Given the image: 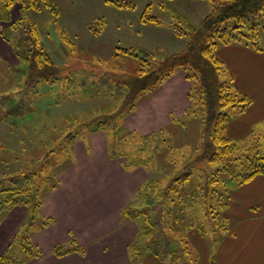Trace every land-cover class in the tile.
<instances>
[{
    "label": "rangeland",
    "instance_id": "1",
    "mask_svg": "<svg viewBox=\"0 0 264 264\" xmlns=\"http://www.w3.org/2000/svg\"><path fill=\"white\" fill-rule=\"evenodd\" d=\"M211 2L53 0L52 6H43L40 10H24L20 3H15L8 10L0 1L1 36L11 50L9 59L0 57L1 221L13 207L29 206L25 199L31 194L30 190L35 193L40 187L37 198L43 200L52 184L58 183L52 173L75 162L76 144L89 140V136L94 133L104 132L110 157L122 159L129 170H137L138 167L145 169L146 178L140 186L143 193L149 189L148 181L152 183L158 179L165 185L176 171L189 170L186 162L192 159L191 166L195 174L193 173L188 183L179 186L181 197L178 198V203L175 201L172 210L175 219L171 226L176 233L186 231L192 222H197L198 219L203 223L204 229L208 227L206 235L201 234L211 243L233 232L236 227L233 223L235 216L232 215L236 212L233 199L237 191L248 182H229L228 187H233L232 192L229 200H220L221 206L216 202L217 191L211 190L207 194V190L211 189L209 182L213 174L209 176V182L205 181V169L212 170L213 173L220 167L221 162L210 164L202 163V159L195 160L202 153L207 134L206 124L202 119L206 116L202 110L203 106L198 104L190 110V104L183 117L175 124L164 125V128L155 131L142 130L136 126L134 128L127 122V119L133 118L138 111L139 103L155 90L143 93L131 112L125 113L121 110L127 91V80L130 75L140 73L144 62L142 57L150 59L152 65L146 66V69L150 70L169 54L183 49L187 38L177 36L172 24H178L182 30L188 32V36H193L191 26L197 27L211 11ZM146 9L147 14L156 16L161 22H143ZM176 13L181 17H176ZM31 25L36 28L53 63L59 67V74L49 77L46 81H29L27 67L19 56ZM259 35L258 44L262 46L260 53L263 54L259 57H256L258 54L249 56V97L252 100L251 106L254 102L256 105L249 106L248 115H245L246 111L238 112L234 107L228 106L221 111L227 112L229 116L225 133L230 138L242 143H253L257 148L263 149L264 29ZM17 41L20 51L16 48ZM247 42V39L241 38L227 45ZM222 45L224 44L217 45L215 56L223 62L221 79L230 84L233 81L227 66L230 62L225 60L226 54L223 55V52L219 51ZM122 48L133 49L140 57L126 53ZM147 53L155 55L151 57ZM145 94L147 95L144 96ZM118 112L121 114L115 116ZM137 113L138 125H146L147 120L141 116V109ZM230 158L229 156L224 161L228 162ZM42 166L43 172H38ZM242 167L240 163H234L233 168L236 171ZM27 171H37L39 177L33 175L30 179L26 178L23 174ZM185 172L187 171L182 174ZM221 177L228 178L230 175L222 172ZM199 183L203 186H199ZM217 186L224 189L220 182ZM200 189L203 191L202 196L197 194ZM33 193L30 198L34 196ZM132 201L134 206H142V201ZM208 211H211L215 218H208ZM215 223L218 227L222 224L224 229L219 227L217 230ZM23 229L24 227L19 228L13 241L0 257L7 255L12 257L10 260H17L21 264V260L28 256L25 248L29 244L24 241L27 232H23ZM201 230L203 231L202 228ZM197 232L198 229L193 227L188 230V235L186 234L192 249L194 234ZM19 234L20 239L15 242ZM161 248H157L158 253H161ZM167 248L168 254L159 259L171 264L175 255L171 251L176 250V244H167ZM146 252L155 255L147 249H144L141 255ZM195 254L197 261L198 256Z\"/></svg>",
    "mask_w": 264,
    "mask_h": 264
},
{
    "label": "crops",
    "instance_id": "2",
    "mask_svg": "<svg viewBox=\"0 0 264 264\" xmlns=\"http://www.w3.org/2000/svg\"><path fill=\"white\" fill-rule=\"evenodd\" d=\"M1 29L0 22V57L9 59L11 50L1 36ZM219 51L230 62L226 64L234 87L249 97V56L258 54L256 57H259L263 53L247 44L222 45ZM191 87L185 71L178 69L137 106L147 120L146 125L136 122L138 111L127 122L131 127L151 131L175 124L191 104ZM255 105L256 102L250 106ZM249 108L245 115L249 114ZM106 145L104 132L92 134L89 140L76 144L75 162L52 173L58 183L45 193L36 221L37 224L48 218L53 221L33 228L30 242L40 253L27 256L23 264L137 263L131 248L139 233V224L125 217L124 210L145 181L146 171L139 167L127 169L122 159L110 157ZM233 203L236 227L231 234L213 243L199 232L194 234L196 264H264V174L243 185ZM30 214L28 206H15L0 222V255ZM58 245L63 248L62 253L54 252ZM137 264L167 263L146 252Z\"/></svg>",
    "mask_w": 264,
    "mask_h": 264
},
{
    "label": "trees",
    "instance_id": "3",
    "mask_svg": "<svg viewBox=\"0 0 264 264\" xmlns=\"http://www.w3.org/2000/svg\"><path fill=\"white\" fill-rule=\"evenodd\" d=\"M0 1L8 10L15 3H20L24 10H40L43 6L46 8L52 6L53 3V0ZM211 1V11L202 19L197 27L191 26L193 36H188V32L182 30L178 24H172V29L177 36L187 38L183 49L169 54L150 70L146 69L147 65H152L150 59L142 57L144 62L140 68V73L130 75V78L127 80V87H125L127 91L121 110L125 111V113L131 112L136 107L143 93L155 90L178 69H183L187 78L193 83L190 91L192 106L190 110L200 104V106H203L202 110L206 114L202 118L207 130L205 143L202 153L195 160L202 159V163L210 164L221 162L220 167L213 173H211L212 170L207 171L205 169L206 174L204 175L207 179L205 181H208L209 176L213 174L210 177V182L208 181L211 189L207 190V194L211 190L217 191L218 198L216 202H218L217 205L221 206L220 200L223 199L222 201H225V198L227 200L230 198L233 187H228L229 182L243 184L251 181L257 175L264 174V148H257L253 143L249 144V142L242 143L240 140L230 138L225 133L229 116L227 112L221 111V109L228 106L234 107L238 112H243L252 104V100L250 97L240 93L234 87L233 81L229 84L221 79L223 62L215 56V50L219 43L227 45L231 42H237L241 38L247 39L248 42L246 44L251 45L256 51L260 52L263 50L258 42L260 38L259 34L264 29V0ZM148 8H150V5H148ZM147 9L142 21L155 24L160 23V19L156 16L147 14ZM176 14V17H181L179 13ZM147 15L149 17H146ZM27 33L26 43L19 56L27 67L29 81L36 79H44L46 81L49 77L57 76L59 74V67L53 63L47 50L42 45L40 36L34 25L30 26ZM18 44L19 42L17 41V49H19ZM123 50L128 54L140 57L133 49L124 48ZM147 55L154 57L155 54L147 53ZM119 114L121 113L118 112L115 116ZM237 150H240V152H237ZM229 156L231 157L230 160L228 162L224 161ZM191 163H193L192 159L186 162V167H190L189 170L176 171L177 173L172 178H169L168 183L165 185H162L158 179L152 183L148 181V191L143 193L139 188L134 198L135 200L142 201V206H134L132 201L125 208V217L140 222L139 233L131 248L135 263H138L139 259L142 258L141 252L144 249L153 251L160 258L169 250L167 244L173 243L176 244V250L171 251L175 254L174 260H172L173 264H195L196 254L186 239L187 232L189 229L195 227L200 234L206 235L208 227L204 229L203 223L199 219L197 222H192L188 229L181 234L176 233L171 226L173 219H175L172 216L175 201L179 202L180 199L178 200V198L181 197V192L178 188L180 185L188 183L194 173ZM234 163H240L243 167L235 171L233 168ZM43 167H39L38 172L42 173ZM170 171L173 172L175 170ZM183 171L187 172L182 174ZM222 172H227L230 177H221ZM33 175L36 178L39 177L37 171H30L29 173L27 171V173L23 174L24 177L29 179ZM219 182L223 185L224 189L217 186ZM55 185L56 182L52 184V186ZM200 185L202 183H199ZM39 189L40 187L38 188V192ZM30 192L31 194L33 193L32 190ZM38 192L35 191L33 193L34 196H31V198V194H29L28 198L25 199V203L29 205L28 207L31 211L29 220L23 226V232H27L25 233L27 237L24 238V241L25 243L28 241L29 244V247L25 248V253H27L28 257H33L40 253V250L36 249L30 242L32 229L37 226L47 225L53 221L52 218H48L43 219V222L37 224L38 220L36 221V217L43 204V200H38L37 198ZM174 194L177 195L174 196ZM197 194L202 196L203 191L200 189ZM197 194L194 196L196 197ZM215 211L217 210L215 209ZM207 217L210 219L215 218L211 215V211L207 213ZM215 227L217 230L219 227L224 229L222 224H219L218 227L217 223H215ZM19 236L20 234L16 237L15 242L19 241ZM159 247H162L161 253H158L159 250L157 248ZM63 251V248L59 245L54 249L55 253H62ZM11 258L7 257V255L1 256L0 264H19L16 259V261H12L10 260ZM21 261V264H23L26 260L23 259Z\"/></svg>",
    "mask_w": 264,
    "mask_h": 264
}]
</instances>
